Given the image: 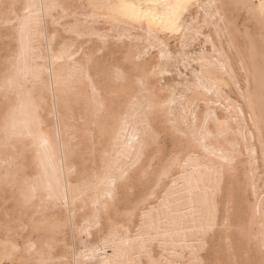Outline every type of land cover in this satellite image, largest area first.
I'll list each match as a JSON object with an SVG mask.
<instances>
[{"label": "bare ground", "instance_id": "obj_1", "mask_svg": "<svg viewBox=\"0 0 264 264\" xmlns=\"http://www.w3.org/2000/svg\"><path fill=\"white\" fill-rule=\"evenodd\" d=\"M29 2L0 0V124L11 114L20 133L7 148L0 136V230L4 229L7 237H0V264H6V255L11 264H18L20 256L15 257L18 250L14 251L13 245L21 248V264L41 259L50 264H153L162 256L171 258L173 250L184 264L193 256L201 264H224L223 248L232 264H260L264 260L260 238L264 223V26L251 8L259 0H245L248 9L222 8L226 19L223 30L210 11L189 8L184 34L161 27L169 14L163 5L178 0H33L46 7L36 9L42 17L34 37L37 54L25 70L24 64L14 62L19 26L13 22L24 15L23 5ZM50 3L70 6L71 11L50 10ZM149 3L160 6L142 7ZM90 4L96 7L90 8ZM120 4L130 6L126 9L129 13H152L151 20L128 21L113 15ZM66 43L83 51L75 64L88 69L91 85L67 56L62 61L56 59ZM77 52L70 54L76 56ZM161 52L165 65H175L171 75L153 72L160 67ZM201 59L206 62L203 66ZM241 65L248 71H242ZM116 68L148 81L153 103L151 131L145 130L140 119L139 105L144 98L137 95L139 87L131 74L127 83L117 86ZM171 71L166 67V73ZM212 81L220 85L219 94L210 86ZM101 84L107 86L106 97H115L102 117L97 116L89 92L90 86L99 90ZM190 91L191 95H186ZM173 92L176 99L170 103ZM249 92L256 106L251 115L244 95ZM133 95H137L135 106L129 103ZM113 102L118 105L116 111H112ZM192 105L197 119L207 116L210 121L205 140L209 150L192 154L199 183L191 168L168 167L165 173L178 143L165 125L170 117L186 119ZM41 136L48 141V158L39 147ZM153 143L159 146L134 178V187H121L115 193L118 199H110L106 182L109 162L123 167L126 157L122 153L135 160L142 144L147 145V156ZM206 160L213 162L215 171H205ZM49 188L52 193L63 192L65 202L51 201ZM209 197L217 226L206 230ZM146 198L154 199L155 204L140 208L143 223L140 217L117 219L111 214L113 207ZM8 199L22 206L8 205ZM93 216L99 218L97 223L86 224ZM20 218L21 247L14 240L17 230L12 224ZM40 225L49 234L43 242ZM210 243L211 252L218 247L211 261L209 252L202 253Z\"/></svg>", "mask_w": 264, "mask_h": 264}, {"label": "snow or ice", "instance_id": "obj_2", "mask_svg": "<svg viewBox=\"0 0 264 264\" xmlns=\"http://www.w3.org/2000/svg\"><path fill=\"white\" fill-rule=\"evenodd\" d=\"M160 5H154L149 3L147 5H142V7L153 8L159 7ZM15 7V5H13ZM46 5L42 3H35L33 0H30L29 3L23 5L24 8V15L18 18L13 23L18 25V32H19V41H18V50L17 54L14 57V62L22 63L25 66V70H27V65L29 61L37 54V50L35 48V40L34 37L38 35V28L41 23V15L36 11L37 8H44ZM50 10L58 9L63 11L64 8H68L71 11V7L67 5H60L57 3H50L47 5ZM90 8L96 7V5L90 4ZM109 7H112L109 5ZM130 7L128 5L120 4L115 6L113 15H118L122 18L127 19L128 21H142V20H151L152 13H144L140 12L138 14L129 13L126 9ZM163 7L169 9L168 20L167 23L162 25L161 27L169 33L175 34H184L187 31L185 27V14L189 8H201L204 12H211L212 13V20L220 25V29L223 30L226 27V19L225 15L222 13V8H244L248 9L250 6L245 2V0H237L235 3H222V0H208L207 3H196V0H178L175 4H165ZM252 10L255 14L259 17L262 26H264V0H259V4H254L251 6ZM93 19H97V17L93 16ZM102 19H107V17H103ZM54 23L60 24V21L54 20ZM198 34V33H197ZM53 39H56L53 36ZM163 47V45H161ZM213 55H215V46H213ZM71 52H77L76 47H73L71 44H64L60 48V52L56 56L57 60H63L66 56L70 59L73 64L75 65V70L78 74H81L88 79L89 84H92V79L87 75L88 69L83 64H75V61L83 56V51L77 52L76 56H72ZM171 56L169 55L167 59L171 60ZM180 59H183L181 57ZM160 67L153 70L156 76L168 74L171 75L175 71V65H165L163 63L165 61V55L163 52L160 54ZM188 63V60L184 61ZM203 66L206 62L201 59L199 61ZM126 68L128 66H125ZM166 67H170L172 69L171 72L166 73ZM242 71H248L241 65ZM130 72H126L121 68H116L114 70V83L117 86L121 83H127L129 79ZM35 79H38V76H34ZM132 81L134 85L139 87V93L137 95H142L144 98V103L139 105V115L141 122L144 125L146 131H151L150 128V120L153 115V103L151 100V92L149 91V83L146 79L137 77L135 74H131ZM11 83V81H9ZM235 84V81H233ZM214 91L219 94L220 85L217 84L215 81H212L210 85ZM239 86V85H237ZM106 90L107 86L101 84L99 86V90L96 87L90 86L89 92L92 97V103L94 106V110L97 116H104L108 112L109 108V101H115V97L112 95H108L106 97ZM110 91V90H109ZM205 93L207 89H204ZM137 95H133L129 101L132 106H135L137 103ZM186 95H191V91ZM245 95V102L247 103V111L251 115L255 111V104L253 103V97L251 93H246ZM176 96L175 92L172 93V100L171 102H175ZM167 108V105L164 106ZM112 111H116L118 105L113 102L111 104ZM237 114L240 113L239 107L236 108ZM262 113H264V102H262ZM186 119L183 120H176L169 118L168 122L166 123L165 127L168 129L169 133L174 136L177 140V146L173 149V154L168 161V165L165 168V173H167V168H181L184 171H187L189 168L193 170V178L199 183V178L196 176V173L199 169L193 167V153H201L207 152L209 149L205 145V140L209 137L208 133V124L210 123L207 116H204L202 119H197V113L195 110V106L192 105L191 109L185 113ZM262 121H264V114H262ZM255 118L253 123H255ZM219 124V121H217ZM262 129H264V123L261 125ZM161 134H163V129L160 130ZM18 125L15 122L14 116L8 114L5 116L4 121L0 124V136L3 137V144L4 147L10 146V141L14 136L19 135ZM31 135V133H28ZM153 141H155V136L153 135ZM262 142H264V131H262ZM157 143H153L151 148L149 149L147 156L144 155V149L147 145H141L140 152L136 154L135 160H130L127 158L126 153H122V156H125V163L123 167L118 166L113 162H109V168L106 174V182L110 189L108 195L110 199L116 201L118 197L115 193L121 188H129L130 186L134 187V178L140 173V169L145 167L147 162L148 156H153L158 148ZM39 147L42 150L43 155L48 158L50 156L48 150V141L43 136L39 137ZM69 152H71V148L69 147ZM178 153V155H177ZM105 159H108V154H103ZM221 158L224 159L223 154H221ZM226 163H230V160H225ZM213 162L205 161V171H215L212 167ZM148 170L145 168V172ZM36 188H32L33 194L35 193ZM49 199L57 204H63L66 200L65 194L63 192L57 191L52 193L51 189L49 188ZM126 195L130 194L126 192ZM215 193H213L214 197ZM149 204H155V200L151 198H146L143 201H140L136 204H120L119 207H113L111 210V214L114 215L117 219L119 218H132L140 217V208H147ZM128 208L129 210L121 212V209ZM107 211V209H105ZM155 210H153L154 214ZM71 219V217H70ZM99 218L93 216L90 221H86L85 223H97ZM144 217H140L141 223H143ZM261 220L264 221V212L261 213ZM99 226V225H97ZM217 226L215 216L213 213V203L212 197H209V206H208V215L206 222L204 224V228L210 229ZM225 226H227V221H225ZM108 228L112 227V223L109 222L107 225ZM122 227V226H120ZM261 253L264 255V223L261 224ZM14 251L18 249L15 248V245L12 246ZM31 249L34 247L33 245H28ZM192 251V249H189ZM9 261L11 257H8ZM35 264H50V261L41 259ZM153 264H184V261L178 257V254L175 250L172 251L171 258L166 259L162 256L158 261H154ZM188 264H201V261L193 256ZM260 264H264V260L260 261Z\"/></svg>", "mask_w": 264, "mask_h": 264}, {"label": "rangeland", "instance_id": "obj_3", "mask_svg": "<svg viewBox=\"0 0 264 264\" xmlns=\"http://www.w3.org/2000/svg\"><path fill=\"white\" fill-rule=\"evenodd\" d=\"M121 53V52H120ZM95 55H97V56H99L98 54H95ZM121 55L122 54H120V57H121ZM96 56V57H97ZM120 61H122L121 60V58L119 59ZM0 112H1V108H0ZM168 142L169 141H165V143H164V147H166L167 145H168ZM7 204L8 205H12V206H14V205H16V207H19V206H22V205H20L19 203H15V200L14 199H8L7 200ZM18 205V206H17ZM15 207V208H16ZM2 217H5L6 218V215L5 216H1V218ZM12 224H13V226H15V228H16V234L17 235H14V237H15V239L14 240H16V241H18L19 243H20V247H21V218L19 219V220H16V221H14V222H12ZM2 230V231H1ZM0 231L2 232V234L0 233V235H2V236H0V237H2V238H5L6 237V235H4L5 234V230L4 229H1ZM4 230V231H3ZM4 233V234H3ZM5 236V237H4ZM49 238V234L48 233H46V232H43L42 231V227H41V225H40V242H43L46 238ZM7 238V237H6ZM9 244H8V246L9 247H11V245H12V242H8ZM211 244V243H210ZM210 244L207 246V248H205L204 249V251H202V253L205 255V254H207V252H209V255H210V261L212 260V258L215 260V257H216V254H214V253H216V252H218V247H217V251L215 252V251H213V252H211V250H213V244H211V246H210ZM210 246V247H209ZM210 248H212V249H210ZM208 249H209V251H208ZM225 248H223L222 250H221V253H222V258H223V256H224V258L222 259L223 260V262H224V264H229V256H228V254L226 253V252H228L226 249L224 250ZM9 251H11V250H9ZM223 251V252H222ZM225 251V252H224ZM223 253H224V255H223ZM250 254V253H249ZM18 256H20V259L18 260V264H21V248H19L18 249V251H17V254L15 255V257H18ZM227 256V257H226ZM226 258V259H225ZM207 259V258H206ZM5 261H7V262H5ZM209 261V262H210ZM3 262L4 263H6V264H11L12 263V260H10L9 261V259L7 258V255H6V258L3 260ZM8 262H10V263H8ZM226 262V263H225ZM230 264H232L231 262H230Z\"/></svg>", "mask_w": 264, "mask_h": 264}]
</instances>
